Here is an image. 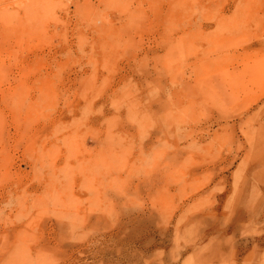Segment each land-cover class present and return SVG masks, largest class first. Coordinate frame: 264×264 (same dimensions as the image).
Here are the masks:
<instances>
[{
    "label": "rangeland",
    "instance_id": "1",
    "mask_svg": "<svg viewBox=\"0 0 264 264\" xmlns=\"http://www.w3.org/2000/svg\"><path fill=\"white\" fill-rule=\"evenodd\" d=\"M258 239L264 0H0V264H235Z\"/></svg>",
    "mask_w": 264,
    "mask_h": 264
},
{
    "label": "crops",
    "instance_id": "2",
    "mask_svg": "<svg viewBox=\"0 0 264 264\" xmlns=\"http://www.w3.org/2000/svg\"><path fill=\"white\" fill-rule=\"evenodd\" d=\"M248 208V206L246 205L244 207L243 204H239L236 207V214H234V216L232 217V222L235 221V225L236 228L241 227L243 225H246L248 223L251 222V218H250V212L249 210L246 211V209ZM227 235H232V232H227ZM258 241H262L260 242V244L264 243L263 240L258 239ZM260 244H258V246H261ZM262 247V246H261ZM263 248H264V244H263ZM264 249L260 250V251H256L254 244L252 242L250 243H246V242H240L235 250V264H246L245 261H247V264H256L258 262H260V264H264V256H262L264 253ZM259 253H261V256L259 255ZM257 257H260L259 260H257Z\"/></svg>",
    "mask_w": 264,
    "mask_h": 264
},
{
    "label": "bare ground",
    "instance_id": "3",
    "mask_svg": "<svg viewBox=\"0 0 264 264\" xmlns=\"http://www.w3.org/2000/svg\"><path fill=\"white\" fill-rule=\"evenodd\" d=\"M50 1V0H49ZM49 4V3H48ZM52 5V4H51Z\"/></svg>",
    "mask_w": 264,
    "mask_h": 264
}]
</instances>
